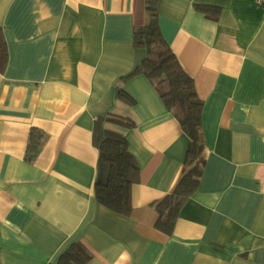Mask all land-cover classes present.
I'll return each mask as SVG.
<instances>
[{
	"label": "crops",
	"instance_id": "1",
	"mask_svg": "<svg viewBox=\"0 0 264 264\" xmlns=\"http://www.w3.org/2000/svg\"><path fill=\"white\" fill-rule=\"evenodd\" d=\"M145 0H0L9 62L0 74V264H57L73 243L87 264H264V0H160L162 36L204 102L205 165L174 232L151 204L172 193L189 139L151 82L117 81L145 54L133 46ZM195 5L218 7V21ZM109 114L141 169L132 213L94 194L93 128ZM31 128L48 136L25 161Z\"/></svg>",
	"mask_w": 264,
	"mask_h": 264
},
{
	"label": "trees",
	"instance_id": "2",
	"mask_svg": "<svg viewBox=\"0 0 264 264\" xmlns=\"http://www.w3.org/2000/svg\"><path fill=\"white\" fill-rule=\"evenodd\" d=\"M159 3L160 0L144 1V22L134 27L133 46L144 52L145 57L133 72L117 81L115 99L134 106L136 102L124 86L128 80L144 76L154 86L165 109L172 113L189 139L182 174L175 190L151 204L158 214L155 228L170 236L181 210L198 191L205 165L206 140L202 126L204 102L195 90L194 80L183 70L162 36L158 22ZM194 8L212 21H218L221 15L218 7L195 5ZM8 62V45L3 28L0 27V74H4ZM108 123L135 128L132 120L112 114L96 120L92 139L99 152L94 183L95 199L112 213L128 217L133 210L132 190L141 181V169L130 153L127 139L120 133L106 129L105 124ZM47 140L48 136L44 132L31 128L25 161L34 163ZM92 258L90 250L76 242L64 251L57 264H87Z\"/></svg>",
	"mask_w": 264,
	"mask_h": 264
}]
</instances>
